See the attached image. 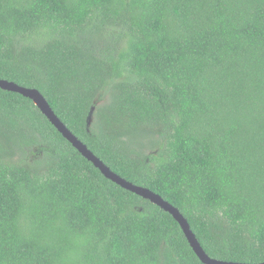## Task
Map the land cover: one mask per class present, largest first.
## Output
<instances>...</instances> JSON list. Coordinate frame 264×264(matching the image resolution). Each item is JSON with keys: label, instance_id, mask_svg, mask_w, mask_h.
<instances>
[{"label": "trees", "instance_id": "trees-1", "mask_svg": "<svg viewBox=\"0 0 264 264\" xmlns=\"http://www.w3.org/2000/svg\"><path fill=\"white\" fill-rule=\"evenodd\" d=\"M0 78L179 208L211 257L264 262V0H0ZM0 264L205 263L0 88Z\"/></svg>", "mask_w": 264, "mask_h": 264}, {"label": "water", "instance_id": "water-1", "mask_svg": "<svg viewBox=\"0 0 264 264\" xmlns=\"http://www.w3.org/2000/svg\"><path fill=\"white\" fill-rule=\"evenodd\" d=\"M0 88L21 93L25 97H28L34 101V103L40 108L42 113L55 125V127L68 139L85 157L90 159L96 167H98L102 173L109 179L120 184L123 188L130 190L141 197L150 199L153 203L157 204L164 210L170 212L176 220L180 223L184 230L191 246L196 251L197 255L201 258L205 264H264L260 263H247V262H234L223 259H217L211 257L202 247L200 241L196 237V234L191 229L188 219L182 214V212L169 201L165 200L161 195L154 191L142 186L134 185L132 182L121 177L110 169L98 156H96L89 147L82 142L73 132L67 127V125L58 117L48 100L37 89L32 87L21 86L14 81L0 78Z\"/></svg>", "mask_w": 264, "mask_h": 264}, {"label": "clouds", "instance_id": "clouds-1", "mask_svg": "<svg viewBox=\"0 0 264 264\" xmlns=\"http://www.w3.org/2000/svg\"><path fill=\"white\" fill-rule=\"evenodd\" d=\"M32 88H34V87H32ZM194 232V231H193Z\"/></svg>", "mask_w": 264, "mask_h": 264}]
</instances>
